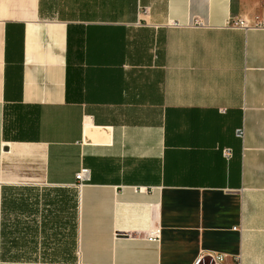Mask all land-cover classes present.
Masks as SVG:
<instances>
[{
    "label": "crops",
    "instance_id": "0c3cea01",
    "mask_svg": "<svg viewBox=\"0 0 264 264\" xmlns=\"http://www.w3.org/2000/svg\"><path fill=\"white\" fill-rule=\"evenodd\" d=\"M241 16L264 0H0V264H264V30Z\"/></svg>",
    "mask_w": 264,
    "mask_h": 264
},
{
    "label": "built area",
    "instance_id": "2783aa9c",
    "mask_svg": "<svg viewBox=\"0 0 264 264\" xmlns=\"http://www.w3.org/2000/svg\"><path fill=\"white\" fill-rule=\"evenodd\" d=\"M175 24V23H174ZM195 25H202L200 21H195ZM227 25L232 28L239 29H262L264 30V16L262 17H233L229 19ZM236 135L238 137H243V128H238L236 130ZM228 150H226V154H228ZM76 181L79 185H82L85 181L89 180V171L87 168H81L75 175ZM145 238L149 241H157L159 238V229L151 228L146 234ZM226 257L223 253H218L214 251H208L203 253L201 251L197 258L195 259L193 264H224V258ZM232 264H240L239 257H234Z\"/></svg>",
    "mask_w": 264,
    "mask_h": 264
}]
</instances>
